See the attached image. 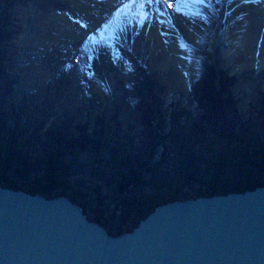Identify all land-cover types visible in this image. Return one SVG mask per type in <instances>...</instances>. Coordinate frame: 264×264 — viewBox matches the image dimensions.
<instances>
[{
  "label": "rangeland",
  "instance_id": "374dc122",
  "mask_svg": "<svg viewBox=\"0 0 264 264\" xmlns=\"http://www.w3.org/2000/svg\"><path fill=\"white\" fill-rule=\"evenodd\" d=\"M7 1H0V19L6 16L4 26L10 34L5 46L9 71L4 75V83L11 85L5 88L7 96L1 101L0 138L9 139L21 132V138L7 147L11 154L14 150L29 149L30 167L24 181L12 172L6 173L13 188L23 187L31 192L30 186L52 168L51 164L44 165L45 157L58 151V170L64 169L63 181L69 187L66 193L76 203L87 206L83 212L90 220H94L95 211H102L101 225L119 235L130 231L151 209L170 199L197 198L201 193L219 194V190L227 193L229 189L244 190V187L254 189L257 184H264V75L254 70L251 77L255 89L251 96L243 93L242 74L234 64L237 54L234 51L228 55L226 16L238 1L214 0L216 4H211V21L219 32L215 34L210 28L198 40L196 50L204 56L197 60L196 77L189 83L186 98L172 92L166 100L157 90L156 73L148 69L146 72L143 67L144 74L140 72L142 75L134 85L120 81L123 105L108 107L106 93L88 97L83 108L68 89L74 84L73 74L80 58L74 54L67 67L57 65L62 74L61 85L51 90L40 70H34L36 66L31 65L23 46V37L33 33L37 19L53 7L68 11L67 0ZM160 3L167 6L169 0H143L145 16L153 11L154 4ZM144 18L135 21V25H141ZM99 50L97 62L102 69L106 47L100 44ZM136 50L140 52L139 47ZM75 52L78 55L79 51ZM130 55L134 57V52ZM204 64L218 71L227 70L238 78L231 88L230 104L217 94L220 90L217 81V93H193ZM181 109L185 113L172 125L170 114ZM80 126H85L94 140H100V145L91 143L82 152L67 147ZM59 134L65 142L56 143ZM4 144L0 140L3 147L0 158L12 168ZM48 187L43 194L46 197L63 195L61 189Z\"/></svg>",
  "mask_w": 264,
  "mask_h": 264
},
{
  "label": "bare ground",
  "instance_id": "6f19581e",
  "mask_svg": "<svg viewBox=\"0 0 264 264\" xmlns=\"http://www.w3.org/2000/svg\"><path fill=\"white\" fill-rule=\"evenodd\" d=\"M236 1L226 16L228 55L236 52L235 68L242 74L240 88L251 96L255 89L252 72L258 69L264 75V2ZM142 2L67 0L68 11L51 8L37 19L33 33L23 37L31 65L36 66L34 70H40L52 90L61 85L62 74L57 65L67 67L70 56H78L74 84L68 89L82 108L88 97L106 93L108 107L123 105L120 81L134 85L144 72L143 67L146 72L148 69L150 73H156L157 90L166 96V100L172 92L186 98L189 83L196 77L197 60L204 56L196 50L197 42L210 28L215 34L219 32L210 16L211 4L216 2L169 0L167 6L154 4L153 11L147 12L146 16ZM140 15L143 17L139 18ZM142 18L141 25H135V21ZM100 44L107 52L106 57L103 56L102 69L97 62ZM138 47L139 53L136 52ZM131 51L134 57H131Z\"/></svg>",
  "mask_w": 264,
  "mask_h": 264
},
{
  "label": "water",
  "instance_id": "95a60500",
  "mask_svg": "<svg viewBox=\"0 0 264 264\" xmlns=\"http://www.w3.org/2000/svg\"><path fill=\"white\" fill-rule=\"evenodd\" d=\"M0 264H264V184L161 203L119 235L67 195L0 185Z\"/></svg>",
  "mask_w": 264,
  "mask_h": 264
},
{
  "label": "trees",
  "instance_id": "16d2710c",
  "mask_svg": "<svg viewBox=\"0 0 264 264\" xmlns=\"http://www.w3.org/2000/svg\"><path fill=\"white\" fill-rule=\"evenodd\" d=\"M3 3H6L7 0H0ZM8 0L7 2H9ZM10 5V4H8ZM6 16L1 17L0 19V107H1V101L4 97L7 96L5 92V88H8L11 84L8 82L7 84L4 83V75L8 73V54L5 51V46L6 42L9 40V32L7 31L8 28L4 26V22L6 21L5 19ZM218 67V66H217ZM216 76L219 77V80L216 79ZM216 81L217 84H219V93L216 92ZM238 78L236 76L228 74L227 70L220 69L219 71L216 70V67L211 66L209 64H204L202 74L198 78V80L194 83L193 85V93L199 94L202 91H208L210 93H217L221 98L223 97L224 101L228 104L230 101H232L233 94L231 93V88L234 86L235 83H237ZM7 86H5V85ZM230 104V103H229ZM148 113V112H146ZM185 113L184 109L181 110H174L172 114L169 116V121L172 125H175L179 118H181V115ZM145 114V113H144ZM147 115V114H146ZM144 116V115H143ZM148 116V115H147ZM149 117V116H148ZM142 119V117H141ZM237 119V118H236ZM101 121V120H100ZM99 121V124L101 123ZM0 122H1V109H0ZM152 123V122H151ZM145 124V123H142ZM102 127H105L102 125ZM22 133L21 132H16L14 135H11L9 139L7 138H0V140H4L6 147L7 148V159L9 161L13 162V167L10 168L8 166L7 162L2 160L0 158V185L4 183L7 187H14L12 185V182L10 180L6 179L7 175L6 173L12 172L13 176L18 178L19 180H27L28 175H29V168L28 167V155H29V149L25 151H21V149H18L17 151L14 150L12 154L10 153L8 149V145L16 139L21 138ZM74 136L71 135L72 138L68 140L66 143L67 147H72L73 149L82 152L83 150H86V147H88L89 144L97 143V145H100V140H94L91 136H89L86 132V127L85 126H80L78 128L77 134H73ZM76 136V137H75ZM64 138L61 137L59 134L58 139L56 140V143L58 141H63ZM65 142V141H63ZM241 142V140L239 141ZM96 145V144H95ZM17 147V146H15ZM18 148V147H17ZM3 147L0 146V153H2ZM23 152V154L21 153ZM27 155V156H26ZM237 156V152L235 153V157ZM45 161H43L44 165H52V168L47 169V174L43 177L42 180L37 181L34 185H31V193H37V194H44L47 190V185L49 186L50 190H55V189H61L63 191V195H67L72 201L75 202V200L66 193V190L69 188L67 183L63 181V177L66 174L63 170H58V164L57 160L59 158L58 156V151H55L53 154H49L45 157ZM54 164V165H53ZM57 170V171H56ZM59 172V174H57ZM125 184L124 180H120V183ZM261 184H257L255 187L260 186ZM20 189H24L23 187H18ZM244 190L251 189L250 187H244ZM25 190V189H24ZM229 191H243V190H236V189H229ZM227 190V192H229ZM218 193H224L222 190H219ZM210 193H201V196L203 195H209ZM76 196V195H74ZM174 200L170 199L167 202ZM76 203V202H75ZM79 204V203H78ZM81 207L84 209H87V206H84L81 204ZM153 209H151L152 211ZM94 212V211H93ZM102 211H95L94 214H96L94 217V220H91L96 223H100V217L102 216ZM149 214V213H148ZM147 214V215H148ZM146 215V216H147ZM145 216V217H146ZM144 217V218H145ZM143 218V219H144ZM89 219V218H88ZM90 220V219H89ZM142 220V219H141ZM136 227V226H135ZM134 228V227H133ZM131 230V229H130Z\"/></svg>",
  "mask_w": 264,
  "mask_h": 264
},
{
  "label": "flooded vegetation",
  "instance_id": "af4514ba",
  "mask_svg": "<svg viewBox=\"0 0 264 264\" xmlns=\"http://www.w3.org/2000/svg\"><path fill=\"white\" fill-rule=\"evenodd\" d=\"M263 184H261L260 186H262ZM253 188H251V190H252Z\"/></svg>",
  "mask_w": 264,
  "mask_h": 264
}]
</instances>
